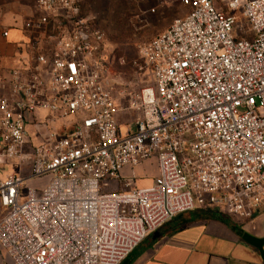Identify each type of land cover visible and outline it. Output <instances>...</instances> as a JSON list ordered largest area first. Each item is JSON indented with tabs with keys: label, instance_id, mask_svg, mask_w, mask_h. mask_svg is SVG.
Masks as SVG:
<instances>
[{
	"label": "built area",
	"instance_id": "1",
	"mask_svg": "<svg viewBox=\"0 0 264 264\" xmlns=\"http://www.w3.org/2000/svg\"><path fill=\"white\" fill-rule=\"evenodd\" d=\"M88 2L35 0L25 23L33 57L0 97V162L29 172L0 178V249L13 264H121L179 215L264 214V0H180L187 15L138 48L151 86L126 133ZM150 160L151 186L124 177Z\"/></svg>",
	"mask_w": 264,
	"mask_h": 264
},
{
	"label": "crops",
	"instance_id": "2",
	"mask_svg": "<svg viewBox=\"0 0 264 264\" xmlns=\"http://www.w3.org/2000/svg\"><path fill=\"white\" fill-rule=\"evenodd\" d=\"M88 5L90 8V1ZM159 6L161 16L166 14V10L167 14H170L167 1L160 0ZM169 16L166 22L156 28L157 32H164L172 24L170 22L174 21L175 14L171 13ZM39 17L35 0H0V81L3 84L8 85L11 71L22 69L24 64L32 59L30 38L24 26L27 21ZM56 22V19L51 20L50 30L54 28ZM5 32H7L6 38L3 36ZM44 46L43 43L40 45L41 48ZM8 95L2 93L0 97ZM132 100L128 99L129 106L123 107V103L115 98L119 108L117 121L122 133L135 129L136 118L134 117L135 120L133 119L132 122L124 121L120 124L121 113L130 112L132 116L137 115V117L141 114L130 108L132 102H139ZM119 105L124 111L120 110ZM57 123L61 125L62 134L63 126L67 125V121H56L54 124ZM121 126L126 127L125 132L122 131ZM15 168L17 171L14 173L2 172L1 179L11 174H19L21 169L17 166ZM136 168L133 171L124 170V177L129 178L132 173L135 176ZM157 174L156 167V172L148 186L152 185ZM134 185L138 187L136 183ZM117 189L122 191L124 187L119 186ZM3 215L4 210L0 204V219ZM121 264H264V214L252 220L232 218L212 210H196L179 215L151 234Z\"/></svg>",
	"mask_w": 264,
	"mask_h": 264
},
{
	"label": "rangeland",
	"instance_id": "3",
	"mask_svg": "<svg viewBox=\"0 0 264 264\" xmlns=\"http://www.w3.org/2000/svg\"><path fill=\"white\" fill-rule=\"evenodd\" d=\"M91 2L86 6V11L83 14L92 17L95 23L104 31L106 40V59L110 63L112 76L114 82L112 90L115 98L123 103V107H128V99L131 101H139L144 89L151 86V79L147 74H142L132 65L133 62L139 60L138 48L140 45L151 41L159 32L156 28L166 22L171 13L175 14L174 20L183 18L187 15L180 0H163L169 4L170 14L161 16V8L159 6L160 0H89ZM162 1V0H161ZM165 8L168 6H164ZM154 10V13H153ZM160 12V13H159ZM173 22H170V24ZM169 24V25H170ZM160 34V33H159ZM158 34V35H159ZM121 62H124L122 65ZM0 81V95L2 93H10V85L1 84ZM133 103V102H132ZM120 110L121 105H119ZM141 113V112H140ZM42 113L41 115H43ZM127 114V115H126ZM130 116H129V115ZM142 114V113H141ZM140 114V116H141ZM119 118V123L124 121L132 122L137 115L132 116L130 112L122 114ZM48 115L42 116L44 119ZM135 117V118H134ZM135 120V121H136ZM56 123V122H55ZM53 130H58L60 134L61 125L58 123L51 124ZM125 126H121L125 132ZM134 129V127H131ZM38 139H33L35 143ZM30 164V163H29ZM20 166L17 162H0V178L3 173L7 174L16 172V167ZM4 172V173H5ZM29 172L28 165H24L19 174L27 176ZM156 172L155 162L153 160L143 162L135 169V183L138 187H145L150 185L151 180ZM52 176L43 178H36L26 182L24 189L34 188L43 190L51 182ZM120 184L118 182H111L105 192L117 191ZM0 264H13L8 256L0 249Z\"/></svg>",
	"mask_w": 264,
	"mask_h": 264
},
{
	"label": "snow or ice",
	"instance_id": "4",
	"mask_svg": "<svg viewBox=\"0 0 264 264\" xmlns=\"http://www.w3.org/2000/svg\"><path fill=\"white\" fill-rule=\"evenodd\" d=\"M194 2H195V0H194ZM233 7H235V5H233Z\"/></svg>",
	"mask_w": 264,
	"mask_h": 264
},
{
	"label": "trees",
	"instance_id": "5",
	"mask_svg": "<svg viewBox=\"0 0 264 264\" xmlns=\"http://www.w3.org/2000/svg\"><path fill=\"white\" fill-rule=\"evenodd\" d=\"M87 5H88V3H87ZM87 5H86V6H87ZM85 9H86V8H85ZM85 11H86V10H85Z\"/></svg>",
	"mask_w": 264,
	"mask_h": 264
},
{
	"label": "water",
	"instance_id": "6",
	"mask_svg": "<svg viewBox=\"0 0 264 264\" xmlns=\"http://www.w3.org/2000/svg\"><path fill=\"white\" fill-rule=\"evenodd\" d=\"M143 243H144V242H143ZM143 243H142V244H143Z\"/></svg>",
	"mask_w": 264,
	"mask_h": 264
}]
</instances>
